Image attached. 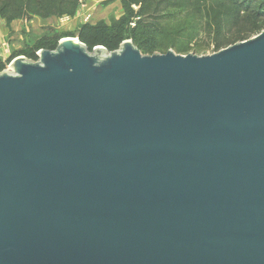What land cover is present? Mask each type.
Returning a JSON list of instances; mask_svg holds the SVG:
<instances>
[{
	"label": "water",
	"instance_id": "1",
	"mask_svg": "<svg viewBox=\"0 0 264 264\" xmlns=\"http://www.w3.org/2000/svg\"><path fill=\"white\" fill-rule=\"evenodd\" d=\"M36 55L0 71V264H264V30Z\"/></svg>",
	"mask_w": 264,
	"mask_h": 264
},
{
	"label": "trees",
	"instance_id": "2",
	"mask_svg": "<svg viewBox=\"0 0 264 264\" xmlns=\"http://www.w3.org/2000/svg\"><path fill=\"white\" fill-rule=\"evenodd\" d=\"M122 3L125 8L138 3L140 10L135 15L130 11L112 25L83 23L79 26L77 37L88 50L101 45L107 51H114L122 41L130 39L142 54L150 55L167 46L170 40L164 41V38L172 31V37L184 31L190 37L214 32L218 36L214 47L221 49L264 29V0H122ZM77 7L78 0H0V17L10 22L34 16L72 15ZM46 32L39 37L40 43L30 59L36 60L40 49L53 50L62 38L53 28Z\"/></svg>",
	"mask_w": 264,
	"mask_h": 264
},
{
	"label": "rangeland",
	"instance_id": "3",
	"mask_svg": "<svg viewBox=\"0 0 264 264\" xmlns=\"http://www.w3.org/2000/svg\"><path fill=\"white\" fill-rule=\"evenodd\" d=\"M88 4L90 5L89 10L86 8L80 7L76 8L74 13L72 15H63V16H57L63 18V22L57 21V23H40L37 21L31 22L34 26V31H30V33L22 34V37L20 38L21 45L23 44V52L27 59H30V54L33 52L37 44H39V35L41 36L45 33H47V29L49 27H54V30H58V34L62 38L65 37H77V30L79 26L83 23L88 24H106V25H112L114 23L119 22L126 14H128L130 11L133 15L137 14L140 10V6L138 3H131L127 8L122 3V0H87ZM78 2H80L78 0ZM81 3V2H80ZM83 3V2H82ZM138 10V11H137ZM90 13V18L87 21H84L85 14ZM141 13V12H140ZM31 21L30 19H24ZM183 18L180 22H182ZM27 23V22H26ZM170 24L173 25V21H170ZM25 25H29L25 24ZM177 24L175 25V27ZM133 27V26H132ZM264 30V29H263ZM256 32L252 34L249 38L257 35L261 31ZM173 36V31L171 32V35L164 38V41L170 40L162 49L158 50L156 53H165L169 50L173 51L175 54L180 55H187V54H194V55H207L212 54L214 52H217L220 49H216L214 47V40L215 38H218V36L214 35V32L211 34H207L204 32H201L197 34L195 37L188 36L187 31H184L178 35ZM60 38V39H62ZM248 38V39H249ZM171 39H174L173 41ZM130 40V39H126ZM19 41L17 44H19ZM59 41V40H58ZM58 43V42H57ZM57 46V45H56ZM56 46L52 49H55ZM222 49V48H221ZM10 61L8 60H1L0 59V71L7 68L9 66Z\"/></svg>",
	"mask_w": 264,
	"mask_h": 264
},
{
	"label": "crops",
	"instance_id": "4",
	"mask_svg": "<svg viewBox=\"0 0 264 264\" xmlns=\"http://www.w3.org/2000/svg\"><path fill=\"white\" fill-rule=\"evenodd\" d=\"M85 3L84 8L89 10L90 5L88 4L87 0H83ZM81 3L79 2V7ZM78 7V8H79ZM31 21L24 20V19H15L10 22H7L4 18L0 17V59L1 60H12L13 58L17 56H23V44L20 43V38L22 37V34H28L30 31H34V26L31 24V22L37 21L40 23H57V21H61L60 17L57 16H51L47 18H43L40 16H34L30 19ZM27 22V23H26ZM63 21H61L62 23ZM29 25H25L28 24ZM58 24V23H57ZM53 28L54 27H49ZM58 31V30H57ZM39 37L41 36L38 34ZM23 39V37H22ZM19 41V44L17 42Z\"/></svg>",
	"mask_w": 264,
	"mask_h": 264
},
{
	"label": "built area",
	"instance_id": "5",
	"mask_svg": "<svg viewBox=\"0 0 264 264\" xmlns=\"http://www.w3.org/2000/svg\"><path fill=\"white\" fill-rule=\"evenodd\" d=\"M80 2H81V7H83L84 8V6H85V3L83 2V0H79ZM83 2V3H82ZM89 18H90V13H87V14H85V16H84V21H87V20H89ZM61 20L63 21V18H61ZM131 25L133 26L134 25V22L133 23H131Z\"/></svg>",
	"mask_w": 264,
	"mask_h": 264
}]
</instances>
